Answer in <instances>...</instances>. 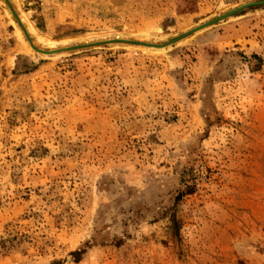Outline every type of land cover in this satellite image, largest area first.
Wrapping results in <instances>:
<instances>
[{
	"label": "rangeland",
	"instance_id": "obj_1",
	"mask_svg": "<svg viewBox=\"0 0 264 264\" xmlns=\"http://www.w3.org/2000/svg\"><path fill=\"white\" fill-rule=\"evenodd\" d=\"M241 1L0 0V264H264V4L84 45Z\"/></svg>",
	"mask_w": 264,
	"mask_h": 264
},
{
	"label": "bare ground",
	"instance_id": "obj_2",
	"mask_svg": "<svg viewBox=\"0 0 264 264\" xmlns=\"http://www.w3.org/2000/svg\"><path fill=\"white\" fill-rule=\"evenodd\" d=\"M264 4V0H243L240 3L232 6L231 8L217 14L214 15L212 17L206 18L200 22H197L196 24L192 25L191 27L182 30L180 32H178L177 34H175L173 37L167 39L166 41H158V40H152V39H132V38H128V37H123V36H113V37H108L105 39H99V40H94L93 42H88L85 43L84 45H89V44H98L101 42H127V43H132V44H139L141 46H143V48H145L147 51L150 52H163L165 50H167L170 46H172L175 43H178L182 40H184L185 38H187L188 36H191L192 34H195L196 32H199L205 28H208L209 26L219 22L220 20L232 16L237 12H240L246 8H249L251 6H255V5H262ZM19 19L22 20V18ZM24 30L25 33L29 36V32L27 30V28L25 26ZM144 35H148V33L144 34ZM36 46L34 43H31V47L39 52L42 53H50L52 52V50H48V49H44L41 47H38L37 49L34 47ZM75 47V46H74Z\"/></svg>",
	"mask_w": 264,
	"mask_h": 264
},
{
	"label": "water",
	"instance_id": "obj_3",
	"mask_svg": "<svg viewBox=\"0 0 264 264\" xmlns=\"http://www.w3.org/2000/svg\"><path fill=\"white\" fill-rule=\"evenodd\" d=\"M15 14L18 16V14H17L16 12H15ZM30 40H31V39H30ZM31 43H33L32 40H31ZM34 47H35L36 49L38 48V47H36V46H34ZM37 50H38V49H37Z\"/></svg>",
	"mask_w": 264,
	"mask_h": 264
}]
</instances>
